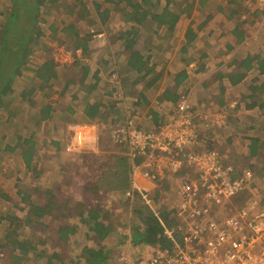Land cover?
Masks as SVG:
<instances>
[{
  "label": "trees",
  "instance_id": "trees-1",
  "mask_svg": "<svg viewBox=\"0 0 264 264\" xmlns=\"http://www.w3.org/2000/svg\"><path fill=\"white\" fill-rule=\"evenodd\" d=\"M8 1L6 6H2L0 10V16L3 21L0 24V110H7L8 115L6 117V122H12L14 117L22 112H17L19 109L16 108L12 103V100L16 94V79L18 76L24 74V70H31L34 73V78H37L40 82L38 88H26L20 92V96L26 98L27 96L30 112H32V118L35 120V124L40 126L45 121H50L53 119V115L56 111L55 104L48 100L50 95H47L45 89L50 85L49 83L56 78L60 77L59 67L63 69V72L67 70V74H71L76 69L80 70V74L77 78L68 77L65 82L63 90L58 93V98H56V103L66 96L69 91L70 86H77L74 92L71 93L68 102L66 103L64 110L70 122H100L104 125L109 126L114 123H119L118 119L123 122L132 120L138 128L144 130H152L156 127L163 125L166 121L173 118L171 115L177 114L179 110V102L184 98H191L188 91L180 89V86L184 84V81L188 79V70L186 67L180 68L171 81L170 85H167L162 91V96H160L163 101H170L173 103L169 115L170 118L165 116L156 117L155 120L149 118V122L152 123L153 127L146 128L142 124L138 123V118L140 116V111L138 110L142 100L145 99V92L149 89L153 91L158 90V83L162 80L163 76L166 74L171 76V72L167 70V65L159 66L157 61L152 59L155 57L156 53L162 49L163 42L159 45L151 42L153 36L146 34L147 29L151 30L155 28V33L158 34L159 29H166L167 33L158 34L159 39L165 40L170 33L175 29L181 15L185 14L187 17L191 16V10L194 8V3H188L184 1H178L177 8L175 11L171 8V2L166 0V2L161 4L158 0L154 2L153 0H120L117 2L116 9L124 13L126 21L128 22L127 29H119L116 32L110 33L111 41L107 48L118 46L120 43L124 46L123 50L116 51V53L111 52V57L114 56L116 59L124 58L125 61H119L120 66L113 69L109 73V77L114 78L115 83L110 84L107 82L103 89V99L91 101V96L94 95L98 88L100 72H94L93 79L89 77L90 67L87 65L85 60L89 57L88 40L89 35H83L80 37L79 32L76 31L74 25L69 23L67 26V33L60 38L57 37L56 30L55 34L52 36L53 39H57L60 44L66 45L72 49L82 48L83 55L78 58L74 63L66 66H60L56 64L53 57H48L43 62L36 66H31L29 63L30 57L37 50V46L40 45L39 41L42 34V24L40 5L42 0H6ZM56 1V0H54ZM196 1V0H195ZM209 0H201L202 3H206ZM245 12L240 14L244 20L248 18V14L252 11V7L249 4L245 5ZM257 12V11H256ZM254 12V15L255 13ZM109 12H106V16ZM105 16V15H104ZM101 21L105 22L103 15L100 16ZM209 18H206L202 22L195 25V22L191 20L189 23L185 39L186 42L183 46V50L186 51L190 46L194 45L199 39V32L207 24ZM243 20V21H244ZM149 32V31H148ZM89 33V32H88ZM145 33V41L142 49H135L137 41L143 37ZM90 34V33H89ZM73 35V36H72ZM93 36V34H92ZM71 37V38H69ZM118 44V45H117ZM111 45V46H110ZM113 50V49H112ZM261 54V53H260ZM260 54L254 56V58L246 59L245 68L246 72L242 70L236 73H231L229 76L232 78L234 83L242 80L247 76L248 70L252 69L255 65L253 62L256 60L259 72L255 80H260L259 77L264 76V57L261 60ZM108 61H106L107 63ZM222 76V73H220ZM90 79V80H89ZM253 93L250 97H254L258 91L264 90V81L261 84L252 86ZM43 91L45 97L44 101L39 99L37 95L33 97L32 95L38 91ZM105 92H109L114 95V100L105 97ZM9 97V98H8ZM133 101H130L131 98ZM8 98V99H6ZM247 98V96H245ZM10 99V100H9ZM259 98L251 102L250 107H255L259 104ZM128 100L131 102V106L128 107L126 104ZM120 102V103H118ZM16 108V109H15ZM35 108V109H34ZM198 107L192 104L190 110L197 117ZM27 110V111H29ZM217 111H225L223 108ZM153 112V111H152ZM151 112V113H152ZM122 115V119L121 116ZM153 115H157L154 114ZM174 115V116H175ZM194 117V118H195ZM231 118V115H227V121ZM198 118V117H197ZM195 118L196 123L199 121ZM117 121V122H116ZM24 125V124H23ZM199 133L200 140H205L204 135ZM6 137V136H5ZM4 137V138H5ZM18 145H20L19 153L27 168L33 166L34 157L37 151V141L35 140V132L22 134L19 132L16 134ZM260 138L256 137L252 139L250 148L252 149V155L259 154L261 149L264 148V142ZM58 144V141H54ZM118 146V144H115ZM4 148V147H3ZM0 147V151H7L8 149H14L11 143L7 144L3 149ZM212 148V145L210 146ZM115 150H117L116 153ZM214 150V148H212ZM129 148L126 145L119 146V148H113V152H105L104 155L107 157L112 156L109 159L112 164H114L116 170L110 173L103 174H90V178L85 181L82 197L77 202L72 203L68 200L65 204V208L68 209V215H72L73 218H77V222H63V224L57 229L59 244L58 247L54 248L52 252L49 250H38V243L45 244L47 241L45 239L39 240L37 244L30 238L34 236L33 234L27 235V231L23 228L24 226H30L31 228H36V226H47L46 216H60L68 217L67 214H63V205L57 204L54 200L55 194L51 193V198L46 203H37L31 201L29 203L27 213L24 216L13 215L10 217L12 221L18 224L17 230L9 232L6 237H8L10 248L4 246L2 238L0 237V257H3L1 253L6 247L8 257H13L17 261L28 260L31 253H34V259L37 257H46V264H110L112 248H117L123 246L126 240L122 239L120 242H116V245L110 248L108 246L107 240L114 236L120 237L123 232L120 227L115 225V222L108 220L109 211H114L118 214V208L106 206V200L109 198V194L112 191H117L120 189V193L123 196L125 203L137 204L135 210L131 213L130 218H128V223L132 226V235L129 243L133 242L135 244L145 245H156L157 247L167 248L172 246V242L169 238L164 235L163 226L159 220V217L147 207L141 200L139 194L135 193L133 197L127 195V191L131 187V170L132 164L130 163L131 157L129 156ZM92 156L96 153H89ZM97 155V154H96ZM114 158V159H113ZM115 161V162H114ZM136 163L140 162V159L135 160ZM224 166L228 165L224 162ZM119 168L117 167V165ZM113 166V165H112ZM253 172H256V176H264L262 169L259 171L256 165L251 167ZM190 171V170H189ZM191 169V173H192ZM242 171V169H239ZM243 173V171L241 172ZM241 173H238L240 175ZM193 174V173H192ZM23 192V191H21ZM51 192L47 190V193ZM26 196L32 197L30 194H24L22 199ZM241 198L242 196H238ZM72 203V204H71ZM58 212L59 214H56ZM134 214V215H133ZM58 215V216H57ZM119 216V214H118ZM163 219L170 225L173 222L170 220V213L166 210L162 212ZM120 217V216H119ZM116 217V219H121ZM129 217V215H128ZM137 219L135 223L134 220ZM125 227L128 225L120 224ZM49 227V226H47ZM83 229V234L85 238L81 241L76 239V234L78 230ZM26 233V235H23ZM78 246L79 252L73 253V250L69 248ZM15 251H20V254H14ZM5 256V254H4ZM32 256V258H33ZM117 264V263H114Z\"/></svg>",
  "mask_w": 264,
  "mask_h": 264
},
{
  "label": "rangeland",
  "instance_id": "rangeland-1",
  "mask_svg": "<svg viewBox=\"0 0 264 264\" xmlns=\"http://www.w3.org/2000/svg\"><path fill=\"white\" fill-rule=\"evenodd\" d=\"M251 1L252 3L247 4H249L250 7H255L257 0L256 2L253 0ZM7 2L8 1L6 0H0V10L2 6H6L4 3ZM65 8L66 7L63 4L59 10L51 8L50 11L60 13ZM2 21L3 18L0 16V24ZM187 22L188 20L185 21V24ZM180 25H183V22H180ZM257 26L251 27V29L255 31L257 30ZM261 28L262 27H260V29ZM46 30L45 34L40 38V45L37 46V50L34 52L33 56L30 57L29 63L33 67L43 62L48 57H51L55 47L60 44L59 41L52 39L50 35H46V33L51 34L49 29ZM210 40L213 41V38ZM59 73L60 77L53 79L44 91L47 95H50L48 100L52 101L57 108L55 113L52 114L54 116L53 119L43 122L45 127L44 129H42V124L40 126L36 125L35 120L32 118V112L29 110V107L31 106L28 101L29 97L27 96L26 98H23L21 97L22 95L20 96V92L23 89L33 87L38 88L40 85L39 80L34 78V73L31 70L26 69L24 70V74L22 76L17 77L15 85L17 91L12 100L13 105L17 106L16 108L19 109L17 112L23 111V115L25 114L24 117H22V113H20L14 117L12 122H6L8 111L5 109L0 110V147L3 148L5 147V144L9 143H11L14 147V149L0 151V237L2 238L4 246H8L9 248L11 245L9 244L7 239L8 237H6V235L13 230H17L18 227V224L10 219L11 216H24L27 213L28 207H30L29 203L31 201L46 203L50 200L51 193L55 194L54 200L57 204L63 205V214H67L68 209L65 208V204L67 203V205H69L67 202L68 200L75 203L77 200L81 199L84 183L90 178V174H103L104 172L109 173V170L111 173L116 170L114 167L115 165L109 160L112 156L107 157L104 153L113 152V148L117 149L119 146H123L115 145L116 143L109 138L110 130L117 124L121 125L124 123L123 120L120 121L119 118H117L119 123H114L112 125L110 123V125L106 127V132H102L98 153L92 151L94 147H83L80 148L79 151H67L66 147L69 144L71 136V129H69V126L76 122H70L71 119H67L66 116L68 115L66 113V109L64 110V107L68 102L71 93L75 91L77 86H70L66 96L59 100L61 103H56V98H58V93L63 90L66 79L72 76V78H77L80 74V70L76 69L68 75L67 70L63 72V69L59 67ZM115 76L112 77L113 80ZM42 93L43 91L38 90L32 96L35 97L37 95L39 99L44 101L45 97ZM97 94L98 93H94V97L98 98ZM190 102L198 107L196 109L198 110L196 114L198 118H196L199 121L197 124L199 128H197L198 132L201 133L202 131V134L205 137V140H200L198 136L197 143L190 149L199 152L212 150V148H214V150H218L220 158H222L225 163L232 164L234 166L235 170H233V174H231L232 177H237L238 172H240V167L248 169L247 166L249 160L247 158L249 156V149L246 145L247 141H243L242 137L244 135H240L243 133L242 131H240V134L232 131V126L230 125L231 118L229 117L227 121V115H231L230 110L223 108L225 111H217L214 108L212 109L210 105L203 106L191 98ZM122 104H126L128 107L131 106L129 103ZM168 112L164 114L165 117H174L175 114L170 116ZM120 116L122 119V115ZM141 117L142 112H140V116L137 119L138 123H140ZM141 124L146 128L153 127L152 123L149 122L148 119L143 123L141 121ZM33 129L35 130V137L39 138L37 149L38 152L40 150L41 157L38 158L37 154V157L33 161V166L27 168L21 154L19 153L20 145H18L16 134L21 132L22 134L27 135L28 133H31ZM81 130L88 132L86 127ZM91 131H94V129ZM234 133L238 134V138L234 137L232 140L231 138L234 136ZM3 135L6 137L4 138ZM54 141H58V144H55ZM211 145L212 148H210ZM222 149L226 150L227 153H224V151L222 152ZM116 152L117 150H115L114 153ZM89 153H96L97 155L94 154L92 156ZM259 158H262L263 160L258 164V169L261 167L264 174V150L261 151ZM133 162L134 161L130 159V163L132 164ZM116 165L119 168L118 164ZM190 173L191 171H188L187 173L186 171L176 174L170 173L172 175H169V172L166 173L167 177L158 181V184H160L152 190L156 203L164 207L165 202L166 207L170 203L172 205V203L177 202L179 199V187L182 181H184ZM47 190H50L51 192L47 193ZM26 193L32 195V197L26 196L25 199H22ZM254 201L259 207H264V176L260 180L255 178L254 181L253 179L250 182L248 189L246 188V193L243 194L241 198L236 197L232 200L231 204L233 205L228 204L216 211L219 215L227 214L230 212V209L239 208L244 202L253 204ZM105 204L106 206L118 208V214L120 217L118 214H115L114 211L107 212L108 216L106 217L111 222H115V225L120 227V230L123 232L122 236H114L107 240L106 242L108 243V246L112 248L116 245V242H120L122 239L126 240L123 246L112 248V259H110V264L118 263L119 256L123 252L131 253L134 257L139 256L140 258H147V256L151 255L157 247L156 245L143 246L141 244L128 242L132 235L133 226H130V223H128V218H130L131 213L135 210L137 204H133L131 202L128 204L125 203L123 196L120 193V189L112 191ZM56 214L59 213L56 212ZM115 216L121 219L118 220ZM45 222H47V226L49 227L38 225L35 229H30V226H24L23 228L27 231V235H34L30 239L36 244L37 242H40L39 240L45 239L47 241L45 244L38 243V250L42 249L52 252L59 244L57 229L63 224V222H77V218H73L72 215H68L66 218L63 215L59 218L49 215L46 216ZM134 222L136 223L137 219H135ZM125 223L128 225L127 227L120 225ZM23 235H26V233H23ZM83 238H85L83 229L78 230L76 239H80L82 241ZM71 249L73 250V253H77L79 250L81 251L78 246L69 248V250ZM6 250V247L2 250L3 253L1 254L3 257H0V264H46L47 262L46 257L41 258L36 256V259H34V253H31L28 260L24 259L21 262H16L15 258H9L7 256L8 253ZM18 253L20 254V251L14 252V254Z\"/></svg>",
  "mask_w": 264,
  "mask_h": 264
},
{
  "label": "crops",
  "instance_id": "crops-1",
  "mask_svg": "<svg viewBox=\"0 0 264 264\" xmlns=\"http://www.w3.org/2000/svg\"><path fill=\"white\" fill-rule=\"evenodd\" d=\"M120 0H42L40 5L42 34H45V30L49 29L51 38L55 34L57 37H63L67 33V25L72 23L76 31L79 32L80 37L83 35H89L88 49L89 57L85 60L90 67V73L88 78H92L94 72H100L98 88L95 93L101 94L97 97L92 95L91 101L102 100L104 92L102 91L108 82L111 84L113 78L109 73L120 66L118 62H121V58L111 57V52L123 50V45L120 43L118 46L108 49L107 46L111 41L110 33L116 32L119 29H127L128 22L124 13L116 9L117 2ZM157 2L158 0H153ZM164 5L166 0H160ZM171 2V8L175 11L178 1H184L188 3H194L195 6L191 10V16L187 17L185 14L181 15V19L178 21L175 29L169 34L165 40L159 39L158 34L167 33L166 29H159L158 34L155 33V28L151 30L147 29L146 34L153 36L151 42L154 44H160L163 42L162 49L156 53L153 61H157L159 66L167 65V70L172 74L171 76L164 75L162 80L158 83L159 87L157 91L149 89L145 92V99L140 104L139 111L142 112L140 119L142 123L147 119H154L159 116H164L165 113L170 111L173 107V103L170 101L161 100L162 91L167 85H170L173 77L182 67H186L188 70V79L184 81V84L180 86V89L188 91L191 99L198 102L203 106L210 105L211 108L219 110L220 108H226L231 112L232 131L240 134V131L244 135L243 141H247L249 149L248 156V169H252L254 165L257 166L262 162L261 149L259 154L252 155V149L250 148L253 138H260L264 142V90L256 92L254 97H250L253 93L252 86L255 87L264 81V76L259 77L260 80H255L259 70L257 69L256 59L252 69L248 70L247 76L242 80L234 83L229 76L231 73H236L242 70L247 71L244 65H246V59L254 58L260 54L259 60L264 57V15L261 10L256 7H252L255 11L248 14V18L244 20L240 18V14L245 12V5L252 3L251 0H209L206 3H202L201 0H169ZM251 1V2H249ZM256 2V0H253ZM245 3V4H244ZM64 4L66 7L60 13L51 12V8L59 10ZM211 6V7H209ZM213 6V7H212ZM257 11V12H256ZM106 12L109 15L106 16ZM254 12L255 15H254ZM103 15L105 22L101 21L100 16ZM105 15V16H104ZM209 21L199 32V39L196 43L190 46L186 51L183 50V46L186 42L185 33L191 20L195 22V25L202 22L208 17ZM188 22L185 24V21ZM244 20V21H243ZM183 22V25H180ZM215 22V23H214ZM49 23V25H48ZM258 25V26H257ZM262 25V26H261ZM257 26V30H252L251 27ZM260 27H262L260 29ZM52 29V30H51ZM93 31V32H92ZM47 32V30H46ZM65 32V34H64ZM90 34H89V33ZM93 34V36H92ZM73 36V35H72ZM71 38V37H69ZM145 33L137 43L135 49H142L145 41ZM213 38V41L210 39ZM53 39V38H52ZM51 40V39H49ZM57 40V39H55ZM111 46V45H110ZM33 56V55H32ZM124 58L122 60L125 61ZM106 61H108L106 63ZM222 73V76L220 75ZM255 78V79H254ZM89 79V80H90ZM112 87V86H111ZM247 96V98H245ZM105 97L114 100V95L109 92H105ZM93 98V99H92ZM259 98V102L256 101L257 106L250 107L251 102ZM134 98L129 99L133 101ZM253 99V100H252ZM128 103L131 105V102ZM120 103V102H118ZM153 111V112H152ZM152 112V113H151ZM157 114L156 116L153 115ZM168 113H171L168 112ZM82 124L83 128H87L88 132L83 135L84 144L83 147H94L92 151L98 153L100 137L102 132H106V125L100 122H76ZM7 124V123H6ZM17 128V127H16ZM42 124V129H44ZM94 129V131H91ZM32 131H35L34 129ZM84 132V131H83ZM234 133L232 140L238 138V134ZM3 137H5L3 135ZM36 138V137H35ZM110 138V137H109ZM38 139L37 141L38 144ZM261 142V143H262ZM7 144H5L6 146ZM5 148V147H4ZM227 153L222 149V152ZM41 157L40 150L36 151L34 159ZM239 169L247 170V168L240 167ZM261 167L259 168V171ZM242 171L238 172L241 173ZM262 179V176H256V172H253V179ZM137 184L141 188H147L154 190L159 184H154L149 180L138 177Z\"/></svg>",
  "mask_w": 264,
  "mask_h": 264
},
{
  "label": "built area",
  "instance_id": "built-area-1",
  "mask_svg": "<svg viewBox=\"0 0 264 264\" xmlns=\"http://www.w3.org/2000/svg\"><path fill=\"white\" fill-rule=\"evenodd\" d=\"M255 7L264 15V0H257ZM82 55V48L72 49L63 44L57 45L52 53L60 66L70 65ZM178 106V113L158 128L144 130L129 120L110 130L111 140L128 146L134 161L127 195H140L142 202L159 217L164 235L172 242L171 247H156L147 258L123 252L117 264H264V207L254 201L253 204L244 202L227 214L219 215L216 211L246 193L253 171L245 169L232 177L234 166H224L218 150L190 149L197 143L199 127L190 110L189 97ZM82 128L77 123L69 126L67 151L82 148L85 133ZM136 159L140 162L136 163ZM191 169L193 174L179 187L178 201L166 207L165 202L164 207L156 203L151 189L137 184L138 177L158 184L168 172L172 175ZM164 210L170 213L172 226L161 216Z\"/></svg>",
  "mask_w": 264,
  "mask_h": 264
}]
</instances>
